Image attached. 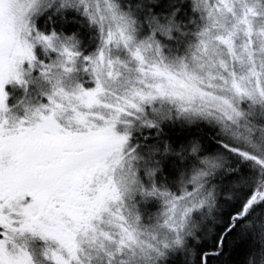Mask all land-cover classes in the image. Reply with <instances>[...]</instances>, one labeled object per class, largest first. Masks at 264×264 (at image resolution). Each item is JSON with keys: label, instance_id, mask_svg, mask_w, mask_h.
Segmentation results:
<instances>
[{"label": "snow or ice", "instance_id": "6c2138e0", "mask_svg": "<svg viewBox=\"0 0 264 264\" xmlns=\"http://www.w3.org/2000/svg\"><path fill=\"white\" fill-rule=\"evenodd\" d=\"M0 264H264V0H0Z\"/></svg>", "mask_w": 264, "mask_h": 264}]
</instances>
